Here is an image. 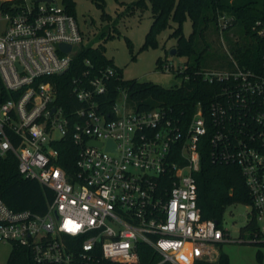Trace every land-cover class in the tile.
Wrapping results in <instances>:
<instances>
[{
	"label": "built area",
	"instance_id": "1",
	"mask_svg": "<svg viewBox=\"0 0 264 264\" xmlns=\"http://www.w3.org/2000/svg\"><path fill=\"white\" fill-rule=\"evenodd\" d=\"M229 21L219 16L222 36ZM86 41L56 0H0V157L12 154L23 177L54 193L44 214L0 199V245L29 248L36 264L217 262L235 240L231 224L204 220L198 203L199 144L209 135L215 160L237 164L251 196L250 239L238 241L264 244V57L258 69L234 59L233 69L207 71L226 84L210 116L199 102L183 126L162 108L133 111L112 66L73 79L78 106L67 113L49 79Z\"/></svg>",
	"mask_w": 264,
	"mask_h": 264
},
{
	"label": "trees",
	"instance_id": "2",
	"mask_svg": "<svg viewBox=\"0 0 264 264\" xmlns=\"http://www.w3.org/2000/svg\"><path fill=\"white\" fill-rule=\"evenodd\" d=\"M63 3L70 13L76 15L74 0H63ZM148 3L152 6L154 21L142 49L156 44L157 35L164 29L171 28L169 37L176 39L177 55L187 57V60L181 69L175 71L177 76L183 77L180 85L165 87L152 81L138 79L122 81L128 88L130 101L136 106V110L162 108L170 117L185 126L192 119L197 104L201 102L206 116H210L209 108L218 99L226 83L218 80L210 82L206 79L205 74L208 70L203 69L202 64L208 51L207 31L213 27L220 34V15L230 17L224 35L239 29L237 32L244 36V40L231 37L234 40L233 52L240 66L250 69L261 67L264 57V36L258 31L264 28V0H138L132 4L131 10L137 7L145 8ZM187 19H190L193 25L190 36H186L183 30ZM111 36L113 34L110 28L103 30L99 35L102 41L97 42L95 38L92 43L83 45L71 68L66 73L49 79L57 86L59 103L64 106L67 113L78 106L71 100V83L75 77L86 70L91 74H97L109 66L116 67L123 76L122 69L106 56L105 42ZM88 61L91 64H88ZM158 62L161 64L160 68L164 70L165 61L159 59ZM115 82L119 84L117 78ZM112 92L115 96V87ZM67 147L71 150L74 146L68 143ZM70 150L63 151V155L66 157V152ZM199 150L201 168L196 173L199 207L204 220L222 222L229 206L239 203L251 204L245 176L237 164L215 160L210 135L202 138ZM63 165L69 172H74L73 163L63 162ZM53 195V190L41 185L37 180L23 177L12 154L0 157V199L8 206L15 210L29 209L44 214ZM257 246L264 247V244ZM145 248L149 250L148 247ZM258 258L260 261L263 260L260 249ZM7 264L36 263L29 248L15 245ZM197 264H230V258L221 251L217 262L200 261Z\"/></svg>",
	"mask_w": 264,
	"mask_h": 264
},
{
	"label": "rangeland",
	"instance_id": "3",
	"mask_svg": "<svg viewBox=\"0 0 264 264\" xmlns=\"http://www.w3.org/2000/svg\"><path fill=\"white\" fill-rule=\"evenodd\" d=\"M136 1L138 0H74L75 14L86 33V44L92 43L95 38L97 42L102 41L99 35L110 28L113 36L105 42L106 56L122 69L125 80L152 81L165 87L180 85L183 77L177 76L175 71L185 65L187 57L170 54L176 45V39L169 37L171 28L164 29L157 35L156 44L142 49L154 18L150 3L145 8L131 10ZM56 2L64 4L63 0ZM183 30L186 36H190L193 31L190 19L184 23ZM237 30L239 29L233 31L235 35L230 32L222 36L215 28H209L208 51L202 64L203 69L219 71L234 68L236 57L231 37L244 40L243 34ZM159 59L165 61L164 70L160 68ZM132 110H136L134 104ZM251 212V207L243 203L226 209L224 221L231 224L229 233L235 241L221 244L220 249L229 255L230 264H264V247L238 241L243 234L246 240L250 239V232L246 227L252 218ZM259 249L263 254L262 261L258 258ZM13 250L11 243L0 245V264L8 263Z\"/></svg>",
	"mask_w": 264,
	"mask_h": 264
},
{
	"label": "water",
	"instance_id": "4",
	"mask_svg": "<svg viewBox=\"0 0 264 264\" xmlns=\"http://www.w3.org/2000/svg\"><path fill=\"white\" fill-rule=\"evenodd\" d=\"M38 1H40V2H52L53 0H38ZM64 49H66L67 51H70L71 50V47L70 46H62ZM177 52H178V50H177V48H173L171 51H170V54L171 55H176L177 54ZM90 145H96V146H102V143L101 142H96V141H91L90 143H89ZM108 148L109 149H111L112 148V144H109V146H108ZM217 223H218V221H217Z\"/></svg>",
	"mask_w": 264,
	"mask_h": 264
}]
</instances>
